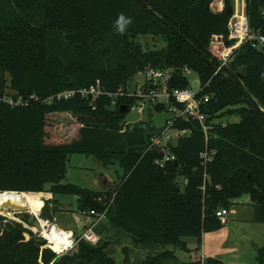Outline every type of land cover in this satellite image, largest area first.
<instances>
[{
  "label": "trees",
  "instance_id": "trees-1",
  "mask_svg": "<svg viewBox=\"0 0 264 264\" xmlns=\"http://www.w3.org/2000/svg\"><path fill=\"white\" fill-rule=\"evenodd\" d=\"M232 2L224 0V9L215 11L214 0H0V193H40L50 186L54 197H75L79 212H106L120 238L141 249H164L131 264H179L169 248L188 249L186 238L201 245L205 233L224 226L217 212L229 211L245 194L264 224V51L245 43L219 73L210 52L214 36L229 37ZM263 11L264 0H246L251 31L261 36ZM120 15L131 20L123 32L116 27ZM147 36L165 47H144L137 39ZM149 68L176 70L170 91L190 87L181 72L189 68L199 76L200 97H210L203 106L207 137L198 121L178 120L192 133L173 147L177 160L165 168L155 164L156 152L147 151L158 128L152 122L129 126L125 120L136 100L119 95ZM91 86L103 94L56 99ZM225 112L240 121L223 124ZM55 113L76 119V140L48 141V118ZM153 113L168 110L162 103L149 109ZM205 151L212 158L203 165ZM75 154L93 155L104 166L116 159L124 175L107 192L63 184ZM52 203L42 211L45 220L54 219ZM96 233L97 245L81 240L55 264H117L111 235ZM46 246L9 221L0 231V264H51L57 254ZM257 261L264 264V247ZM200 264L224 263L209 258Z\"/></svg>",
  "mask_w": 264,
  "mask_h": 264
},
{
  "label": "rangeland",
  "instance_id": "rangeland-1",
  "mask_svg": "<svg viewBox=\"0 0 264 264\" xmlns=\"http://www.w3.org/2000/svg\"><path fill=\"white\" fill-rule=\"evenodd\" d=\"M212 7L215 11H219V7L220 9L222 7L223 10V0H214ZM231 11L232 15L230 16L246 13V0H233ZM217 37L221 38V36ZM137 40L144 47H165L164 42L161 40L154 41L150 36L139 37ZM187 77L190 88L195 92L200 91L201 84L198 74L193 72ZM145 80L144 73H141L136 76L130 86L133 88L136 84H142ZM148 113L149 107L146 106L145 114L142 117L137 113L130 112L125 121L131 127L141 122H152L157 128H161L170 117L168 113H153L151 117ZM219 120L223 124L237 123L240 121V117L237 115L230 116L225 112ZM79 129L80 125L70 113H55L48 118V141L56 144L70 143L79 137ZM123 175L124 170L116 159L111 164L104 166L93 155L75 154L69 158L66 179L63 184L70 183L96 192H107L114 189ZM181 180L178 179L177 183L180 184ZM49 189L50 186H47L46 191L40 192V211L38 214L32 213L26 199H23L22 206L27 211L7 212L5 213V219L22 224L25 229L32 231L36 237V231L39 228L37 223L45 220L41 216L42 211L46 203L53 200L54 203L50 204V212H52L54 219L49 221L55 223L60 229L71 230L77 235L82 233L84 225L91 224V219L80 216L78 200L70 195L54 197ZM54 209L57 211L54 212ZM229 211L230 214L226 217L228 224L224 223L223 228L218 231L205 233L201 245L195 238H186L184 240L188 249L169 248L175 252L179 264H200L209 258L217 259L224 264H258V249L264 247V224L256 220L255 209L250 196L245 194L234 199ZM39 230L41 229L39 228ZM97 230L103 234L109 233L111 235L109 241L114 249L112 256L117 264H131L144 260L149 255L159 254L164 250L162 247L152 246L141 249L135 246L132 240L126 236L120 238L121 235L117 233L116 229H110L107 218H104L95 226V231L97 232ZM37 235H40V233L38 232ZM25 237L29 239L30 235L26 233ZM125 248L128 249L127 253L124 252ZM128 257L130 258L127 261Z\"/></svg>",
  "mask_w": 264,
  "mask_h": 264
},
{
  "label": "built area",
  "instance_id": "built-area-1",
  "mask_svg": "<svg viewBox=\"0 0 264 264\" xmlns=\"http://www.w3.org/2000/svg\"><path fill=\"white\" fill-rule=\"evenodd\" d=\"M228 30V39H225L222 36L221 38L214 36L210 45V52L220 63L216 73H219L233 61L234 54L245 43H251L254 47L264 51V36L251 31L249 19L245 12L231 16L228 23ZM215 39L220 40L216 41ZM175 71L176 70L173 68L167 70L149 68L144 73L146 80L142 84L138 83L131 90H121L119 92L121 97L134 98L136 100V103L131 107L130 112L137 113L141 117L145 114L146 106H148L149 109H153L154 105L157 104L163 103L166 105L170 117L166 120L164 126L158 128L152 135L147 150L158 154L155 164L160 168H165L169 163L176 162L177 158L173 153V147H175L181 139L189 137L192 133V130L190 129L178 127L176 125L178 120L198 121L206 137L210 127L207 124V116L203 112V106L209 102L210 97L208 95L200 97L202 88L198 92L193 91L190 87L183 90L170 91L168 89V83L172 80ZM181 72L186 77L193 73L189 68H183L181 69ZM76 94L81 95L83 98L91 97L92 99H96L103 93L97 86H91L90 88L78 91H64L58 94L56 99L68 100ZM49 101H51V99H49ZM212 154L214 155V153ZM201 158L203 165H205L212 157L209 155L208 151H205L201 153ZM183 181L184 180H181V183L185 185L186 181ZM79 214L82 218L91 219V224L84 225L85 227H83L82 233L79 235L72 231L62 229L70 234V243L68 244V247L61 252L62 255L72 251L81 240H85L92 245H97L100 241V236L96 233L95 226L105 218L106 212L98 213L96 211H80ZM216 215L222 223H226V217L229 215V211L225 209L219 210ZM43 221H45V227L42 226ZM43 221L38 222L41 230L37 228L36 232H39L40 235H37L36 233V236L44 240L47 243L46 247L50 248L53 252L56 254L60 253L52 247V241L46 238L42 233V230L45 228L47 230L49 228H51V230L53 228H58L57 225L49 220Z\"/></svg>",
  "mask_w": 264,
  "mask_h": 264
},
{
  "label": "bare ground",
  "instance_id": "bare-ground-1",
  "mask_svg": "<svg viewBox=\"0 0 264 264\" xmlns=\"http://www.w3.org/2000/svg\"><path fill=\"white\" fill-rule=\"evenodd\" d=\"M40 193H3V195L0 196V207L8 204L9 206L12 205H18L22 206L23 199H26L28 205L30 206V209L32 213L38 214L40 211ZM46 226L45 222L43 221V225ZM43 234L46 235L45 237L52 241L53 245L52 247L57 252H63L66 247H68V244L70 243V237L69 232L63 231L62 229L58 228H49L48 230L45 228L43 229Z\"/></svg>",
  "mask_w": 264,
  "mask_h": 264
},
{
  "label": "water",
  "instance_id": "water-1",
  "mask_svg": "<svg viewBox=\"0 0 264 264\" xmlns=\"http://www.w3.org/2000/svg\"><path fill=\"white\" fill-rule=\"evenodd\" d=\"M227 15H232V11H231V8L228 9L227 11ZM206 57V55H205ZM211 65L213 66V63L211 62ZM217 67H216V71H217ZM248 99V102L251 106V109L252 111L257 114V110L255 108V106L253 105V102H252V99L251 97H247ZM124 113L127 112V108L123 110ZM259 122L261 123L260 119H259ZM262 125V123H261ZM263 126V125H262ZM263 129H264V126H263ZM175 191L177 193L180 192V189L179 188H175ZM4 193H7V192H4ZM9 193H18V192H9ZM1 194V193H0ZM20 194H25V193H20ZM26 208L23 207V206H18V205H12V206H9L8 204L0 207V230H3L4 227L9 223V221H7L5 219V213L7 212H26ZM32 218L34 217L33 215L31 216ZM38 227H39V223H37ZM30 240V239H29ZM28 241V240H27ZM41 242H45L44 240L40 239ZM62 257V254L61 253H57V256L55 257V259L52 261L51 264H55L60 258Z\"/></svg>",
  "mask_w": 264,
  "mask_h": 264
},
{
  "label": "clouds",
  "instance_id": "clouds-1",
  "mask_svg": "<svg viewBox=\"0 0 264 264\" xmlns=\"http://www.w3.org/2000/svg\"><path fill=\"white\" fill-rule=\"evenodd\" d=\"M131 23L129 18H126L124 15H120L116 21L117 30L123 32L128 24Z\"/></svg>",
  "mask_w": 264,
  "mask_h": 264
},
{
  "label": "crops",
  "instance_id": "crops-1",
  "mask_svg": "<svg viewBox=\"0 0 264 264\" xmlns=\"http://www.w3.org/2000/svg\"><path fill=\"white\" fill-rule=\"evenodd\" d=\"M219 11H221L220 7H219ZM229 214H230V211H229ZM226 224H228V220L226 221ZM68 231H71V230H68Z\"/></svg>",
  "mask_w": 264,
  "mask_h": 264
}]
</instances>
